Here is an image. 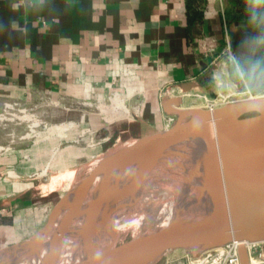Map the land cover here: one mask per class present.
<instances>
[{
    "label": "crops",
    "instance_id": "obj_1",
    "mask_svg": "<svg viewBox=\"0 0 264 264\" xmlns=\"http://www.w3.org/2000/svg\"><path fill=\"white\" fill-rule=\"evenodd\" d=\"M233 3L206 0L203 18L190 22L186 0H0V112L18 102L50 124L17 148L9 146L14 129L0 126V246L15 243L16 231L19 241L38 232L58 202L45 214L51 200L32 190V174L59 169L65 160L77 165L79 157L106 155L166 129L167 98L190 108L207 106L195 93L226 101L264 93V20H229ZM229 50L240 85L229 76ZM113 91L126 100V111L99 107L98 95L111 105ZM90 132L103 140L101 149L92 140L79 143L80 133ZM180 254L172 251L155 264Z\"/></svg>",
    "mask_w": 264,
    "mask_h": 264
},
{
    "label": "water",
    "instance_id": "obj_2",
    "mask_svg": "<svg viewBox=\"0 0 264 264\" xmlns=\"http://www.w3.org/2000/svg\"><path fill=\"white\" fill-rule=\"evenodd\" d=\"M229 76L240 85L237 67L233 63L229 66ZM162 105L166 112L177 116L175 123L106 154L73 191L59 199L37 234L8 247L12 252L18 251L13 264H20L43 247H51L61 237V231L55 230L46 242L55 219L72 200L85 194L95 177L115 160L121 163L92 208L103 230L96 233L86 259L67 264H155L175 250L211 248L232 241L239 242L241 264H251L245 242L264 241V95L230 100L212 108H185L178 97L167 98ZM189 128L197 131L211 157L213 207L194 224H174L141 241L115 245L105 252L108 255L121 245L130 244L119 259L108 260L99 256V245L112 229L117 209L115 198L125 186L126 176L131 172L135 176L143 175L136 171L138 163Z\"/></svg>",
    "mask_w": 264,
    "mask_h": 264
},
{
    "label": "bare ground",
    "instance_id": "obj_3",
    "mask_svg": "<svg viewBox=\"0 0 264 264\" xmlns=\"http://www.w3.org/2000/svg\"><path fill=\"white\" fill-rule=\"evenodd\" d=\"M104 96L98 95L99 107L102 111H113L114 114L115 112L126 111V100L122 96H115L111 105L105 103ZM40 124V120H34L33 126L37 127ZM34 133L39 137L43 136V132L37 129H34ZM104 156L94 160L90 164L89 170ZM120 163L119 160L111 162L106 169L95 177L90 189L72 200L55 219L46 242L55 230L61 231V237L51 247H43L33 252L20 264H48L51 262L67 264L87 258L92 240L97 232L103 230V226L93 213L92 208L104 185L115 174ZM83 167L79 170L73 169L53 176L51 188L56 185H64L65 190L73 191L85 177H79ZM48 170L49 166H46L37 175L43 176ZM136 171H140L143 175L135 176L134 172H131L126 176V184L115 198L117 209L114 214L112 229L101 241L98 248V255L108 260L119 259L129 249L130 244L121 245L117 250L106 255L105 252L108 249L115 247L113 243L118 233L131 230L134 235L129 242L141 241L153 232L174 224L196 223L215 203L211 182V157L205 142L193 128L184 130L176 140L165 144L157 152L144 158L138 163ZM11 173V175H16L13 171ZM14 235H16V242L19 243L18 238L21 237L22 233L16 231ZM3 246L4 248L0 249V264H13L18 251L12 252L6 244Z\"/></svg>",
    "mask_w": 264,
    "mask_h": 264
},
{
    "label": "rangeland",
    "instance_id": "obj_4",
    "mask_svg": "<svg viewBox=\"0 0 264 264\" xmlns=\"http://www.w3.org/2000/svg\"><path fill=\"white\" fill-rule=\"evenodd\" d=\"M98 105H99V102L95 101L92 108L98 110V108H97ZM28 110H29V112H31L35 115L36 120L41 121V124L38 126L39 128H36V129L38 131L44 133V131H46L50 126L49 122L47 121L48 119L46 118L44 113H41L38 109H36V108L34 109L33 107H28ZM2 112L3 111H1L0 113H2ZM98 112H99V110H98ZM20 121L18 119L14 120V121L13 120H7V119H3V120L0 119V126H1V124L2 125L8 124L10 126V128L14 129V130L9 131V132L13 133V135L10 137V141H11L10 146L11 147H15V148L21 147L23 145L22 141H27V140H29V142H30L29 144H32L33 143L32 141L39 139V136H37V135H35V133L31 132L27 122L21 121V123H20ZM32 122L33 121H31L29 123H32ZM91 134H92L91 132L87 133V134L86 133H83V134L80 133V135L78 137L79 143H86V141L92 140L91 144L94 146V149L95 150L101 149V145H102L101 143L103 142V140H101L100 138H97V137H92ZM42 135H44V134H42ZM89 138H94V139H89ZM132 142H134V140L131 141L130 143H132ZM130 143H128V144H130ZM121 144H123V143H119V145H115L114 147L111 146V149L109 151H111L112 149L114 150L115 148H118L119 146H122ZM103 155H105V153L101 152L100 155H98L96 157H79V159L77 161V165H76V163L75 164L74 163L69 164V163H67L69 160H67V161L65 160L64 163L62 164V167L59 168L60 170L55 169V168H53V169L50 168L48 170V172L43 176H39L37 174L31 175L33 177V182H34L32 190L35 193L43 192V194H41V195H44V196H41L40 199L45 198V199H48L47 201L51 200V203L48 202L47 206H45V208H46L45 214H47L51 210V208L53 207V205L55 204L56 201H59V199L62 196H64L66 193H68V191L65 190L64 185H60V186L56 185L54 188H51L52 177L57 176L59 174H63L64 172L66 173L67 171H70L73 169L79 170V168L84 166L81 174L79 175L80 178L81 177L83 178V176H86L90 172V170H89L91 167L90 164L93 163L94 160L99 159L100 156H103ZM58 164L59 163H57V165ZM8 170L10 171L12 169H8ZM11 174L12 173L10 172V175ZM41 204H42L41 207H44V205H46L44 203H41ZM43 214H44V212H43ZM44 222H45V220L42 221L41 224H39L37 226V228L40 229ZM133 235H134V233L131 230L128 232H125V233L120 232V233H118L116 240L114 241L113 245L115 246V245L123 244L125 242H129L133 239ZM30 236H33V233H30V232L26 233L25 235H23V238H22V240L19 241V243L28 239ZM14 244H17V242L8 244L7 246H11ZM1 248H4V246H0V249Z\"/></svg>",
    "mask_w": 264,
    "mask_h": 264
},
{
    "label": "built area",
    "instance_id": "obj_5",
    "mask_svg": "<svg viewBox=\"0 0 264 264\" xmlns=\"http://www.w3.org/2000/svg\"><path fill=\"white\" fill-rule=\"evenodd\" d=\"M228 54V61L234 63L235 57L233 53L229 50ZM167 92V90H164L162 92V95H166ZM117 95H119V91H113L112 94L109 95V99L111 100ZM259 95H264V93H261ZM259 95H254L252 92H250L249 97ZM194 96L203 99L204 102L207 103L206 108L216 107L227 102L226 98L224 97H219L211 100L207 96L201 95L199 93H195ZM0 119L13 121L18 119L19 121L21 120L22 122H27L31 132L33 133L34 129L38 128V126H33L34 120H36L35 115L29 112L28 107L22 106L18 102L6 103L3 112L0 113ZM176 119L177 116L175 114H170L166 123V128L171 127L175 123ZM31 121L33 122L29 123ZM245 243L248 248L251 264H253V261L254 264H263L264 241H246ZM179 251H181V254L175 259L177 261L172 260L171 262H167V264H180V262H184V264H241L238 241H232L211 248L180 249Z\"/></svg>",
    "mask_w": 264,
    "mask_h": 264
},
{
    "label": "trees",
    "instance_id": "obj_6",
    "mask_svg": "<svg viewBox=\"0 0 264 264\" xmlns=\"http://www.w3.org/2000/svg\"><path fill=\"white\" fill-rule=\"evenodd\" d=\"M206 0H186L187 17L190 22L203 18ZM264 0H234L226 13L229 20L241 18L263 19Z\"/></svg>",
    "mask_w": 264,
    "mask_h": 264
}]
</instances>
